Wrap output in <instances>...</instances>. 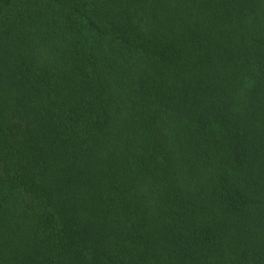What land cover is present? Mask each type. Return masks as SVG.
I'll return each instance as SVG.
<instances>
[{"label":"trees","instance_id":"trees-1","mask_svg":"<svg viewBox=\"0 0 264 264\" xmlns=\"http://www.w3.org/2000/svg\"><path fill=\"white\" fill-rule=\"evenodd\" d=\"M0 264H264V0H0Z\"/></svg>","mask_w":264,"mask_h":264}]
</instances>
